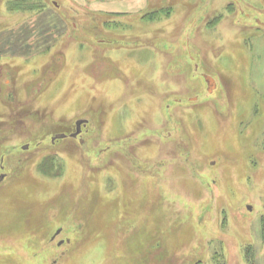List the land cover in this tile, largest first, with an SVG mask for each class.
I'll list each match as a JSON object with an SVG mask.
<instances>
[{"label": "rangeland", "instance_id": "374dc122", "mask_svg": "<svg viewBox=\"0 0 264 264\" xmlns=\"http://www.w3.org/2000/svg\"><path fill=\"white\" fill-rule=\"evenodd\" d=\"M35 1L66 31L0 0V264H264V0Z\"/></svg>", "mask_w": 264, "mask_h": 264}, {"label": "crops", "instance_id": "0c3cea01", "mask_svg": "<svg viewBox=\"0 0 264 264\" xmlns=\"http://www.w3.org/2000/svg\"><path fill=\"white\" fill-rule=\"evenodd\" d=\"M18 1L20 3L21 0H6V3H8V9L10 10H18L19 12H25L28 13V18L31 20H28L26 22H21L22 26L18 30L20 33H30L31 38L29 37H22V41H30L34 44V41L36 43L37 40L45 39L50 37L51 32L53 31H66V21L62 17L61 20L58 22H49L44 21L41 24H38V19L40 18H50L51 16L55 15L51 12V10L47 9L48 4L44 1L41 3H36L35 0H22V6L15 7L11 6L10 3L13 5L14 2ZM71 4H73L76 8H78L87 18H92V20H96L98 24L102 25V27L105 29L107 27L106 24L110 23V17L115 15H125L130 13H139L143 10H145L148 6H156L157 0H69ZM38 4L40 8H36L35 4ZM29 4H31L29 6ZM35 12V14H34ZM155 12V11H153ZM38 13V14H37ZM143 17V16H141ZM33 27H42L41 30L37 29L38 36H34L32 38V35L34 33V28L30 24H34ZM40 42H43L40 41Z\"/></svg>", "mask_w": 264, "mask_h": 264}, {"label": "water", "instance_id": "95a60500", "mask_svg": "<svg viewBox=\"0 0 264 264\" xmlns=\"http://www.w3.org/2000/svg\"><path fill=\"white\" fill-rule=\"evenodd\" d=\"M203 78H204V80L206 82L207 90L209 92H211L216 86L215 79L211 75H208V74H203ZM85 122H86V119L77 120L76 121V131L74 133H72L71 136L75 137L80 131V124L85 123ZM64 136H65L64 133H57L55 136L52 137V140H54L55 138H62ZM22 147L26 148L27 145H24ZM57 232H59V230H57ZM61 242L62 241H59L58 243L60 244Z\"/></svg>", "mask_w": 264, "mask_h": 264}, {"label": "flooded vegetation", "instance_id": "af4514ba", "mask_svg": "<svg viewBox=\"0 0 264 264\" xmlns=\"http://www.w3.org/2000/svg\"><path fill=\"white\" fill-rule=\"evenodd\" d=\"M204 74V73H203ZM75 130H76V127H75ZM82 132V128L80 129V131H79V134ZM79 134H77V136L79 135ZM71 137H73V136H71ZM76 137V136H75ZM1 159V161H3V158L1 157L0 158ZM2 168H3V165H2V163L0 164V180H2V179H4L5 177H6V175H7V172L6 171H3L2 170Z\"/></svg>", "mask_w": 264, "mask_h": 264}, {"label": "trees", "instance_id": "16d2710c", "mask_svg": "<svg viewBox=\"0 0 264 264\" xmlns=\"http://www.w3.org/2000/svg\"><path fill=\"white\" fill-rule=\"evenodd\" d=\"M21 2H23L22 0L20 1V3H18V1H16V2H14L13 3V5L10 3V5L11 6H15V7H20V6H22V3ZM31 4H29V6H30ZM35 6H37L36 8H40L39 6H38V4H35ZM155 13V12H154ZM150 14V13H149ZM149 14H146V15H144L143 17H145V16H147V15H149Z\"/></svg>", "mask_w": 264, "mask_h": 264}]
</instances>
